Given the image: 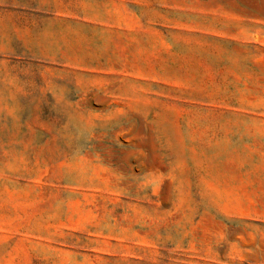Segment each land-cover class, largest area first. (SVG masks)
Masks as SVG:
<instances>
[{
	"label": "rangeland",
	"instance_id": "obj_1",
	"mask_svg": "<svg viewBox=\"0 0 264 264\" xmlns=\"http://www.w3.org/2000/svg\"><path fill=\"white\" fill-rule=\"evenodd\" d=\"M0 264H264V0H0Z\"/></svg>",
	"mask_w": 264,
	"mask_h": 264
}]
</instances>
